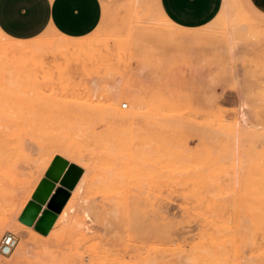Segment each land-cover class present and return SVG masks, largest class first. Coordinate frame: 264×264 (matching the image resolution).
<instances>
[{
    "label": "rangeland",
    "instance_id": "1",
    "mask_svg": "<svg viewBox=\"0 0 264 264\" xmlns=\"http://www.w3.org/2000/svg\"><path fill=\"white\" fill-rule=\"evenodd\" d=\"M102 3L81 50L58 51L69 40L53 32L26 41L0 29V242H18L0 260L264 264V23L235 0L196 29L173 23L160 0ZM115 86L130 89L117 110L144 105L129 121L113 120ZM71 140L91 161L63 221L43 234L27 222L48 170L38 164L62 144L55 156L71 162ZM120 143L142 156L139 202L124 192Z\"/></svg>",
    "mask_w": 264,
    "mask_h": 264
},
{
    "label": "crops",
    "instance_id": "2",
    "mask_svg": "<svg viewBox=\"0 0 264 264\" xmlns=\"http://www.w3.org/2000/svg\"><path fill=\"white\" fill-rule=\"evenodd\" d=\"M235 1L256 23H264V0ZM227 2L160 0V6L173 23L196 29L214 21ZM103 12L102 0H0V29L16 40L35 39L47 32L79 39L99 27Z\"/></svg>",
    "mask_w": 264,
    "mask_h": 264
},
{
    "label": "bare ground",
    "instance_id": "3",
    "mask_svg": "<svg viewBox=\"0 0 264 264\" xmlns=\"http://www.w3.org/2000/svg\"><path fill=\"white\" fill-rule=\"evenodd\" d=\"M171 36V35H170ZM63 38L65 40H69L67 43L63 44V45H58L56 47V49H58V51L60 50L63 51L62 48H67V49H70V48H77V47H80L78 49H82L85 47L84 45V42H81V41H76L78 39H73V38H68V37H64ZM81 39V38H79ZM22 46H24L23 44H21ZM31 46V44H29ZM35 45V44H34ZM34 45H32L34 47ZM14 46V45H13ZM17 46V45H16ZM14 46V48L16 47ZM32 46L29 47V49L31 48L32 49ZM20 47L19 51L18 52L19 54L21 53V55H23L24 53L27 54L26 52H31L26 46L25 48V52H24V47H21V46H18ZM18 47L14 50H17L18 51ZM33 50V49H32ZM19 54H18V57H19ZM15 56V55H14ZM16 59L14 60H17L18 58L15 57ZM26 58V57H24ZM22 58H19V63H21L20 61ZM13 60V61H14ZM25 60V59H24ZM26 61V60H25ZM14 63H17L16 61ZM19 63L18 66H19ZM23 63V62H22ZM22 63L20 65H22ZM117 87V86H115ZM114 87V97L112 98L114 100V103L110 104V107H112L115 111V113L113 114V120L114 122H118V121H121V122H126V121H129L130 119L134 118L135 116H137V113L142 106V103L139 99H136V100H133L132 102V110L131 111H119L117 110L116 108V104L118 102V100L121 98V97H124L127 95V93H129L130 89L129 88H123V87H117L115 88ZM113 88V87H112ZM112 90V89H111ZM110 90V92H111ZM113 91L111 92L113 94ZM124 102L121 103V105L123 106ZM136 111V112H135ZM75 127V126H74ZM81 129V128H80ZM6 130V129H5ZM81 131V130H80ZM82 132V131H81ZM124 133V132H123ZM127 135V134H126ZM96 136V135H95ZM94 136V137H95ZM77 137V136H76ZM81 137V141L83 139V142L85 141V138L80 135ZM85 137H86V134H85ZM92 137V136H91ZM133 136H129V138H125V142L127 140V143H128V139L130 141V139H132ZM142 137V135H141ZM96 139V138H95ZM94 139V140H95ZM77 140V139H75ZM100 140V138H99ZM142 140V138H141ZM160 140V139H159ZM80 141V142H81ZM123 141V142H124ZM65 142V141H64ZM67 142V141H66ZM124 142V144H125ZM63 143V142H62ZM124 144H119V147L116 146L115 144V148L118 147V151H119V157L122 159L123 161V166L125 167V170L120 174L123 178H125L124 180L126 181L125 185H126V189H124V192H126L127 194V197L128 196H132L136 202H139L140 199H142V156H140L138 153H135L132 148H129L127 145H124ZM57 145V144H56ZM63 145V144H62ZM61 145V147H62ZM118 145V144H117ZM56 147V146H55ZM61 147H60V150H61ZM112 148V147H111ZM111 148H110V151H111ZM134 148V147H133ZM58 149L56 150H53L50 153H47V155L40 160V163L38 164V171L40 173H45V171L48 169V167L51 165L53 159L56 157V152H57ZM58 150V151H60ZM63 153L66 154V156L70 157L72 160H71V163H77L79 166H81L83 169L85 168L84 170V173L80 179V181L78 182L76 188L72 191V195L70 197V199L68 200L66 206L64 207V209L62 210V212L59 214L56 222L54 223V225L56 223H59L61 221H63V218L65 217L67 211H68V208L70 207V205L72 204L73 202V199H74V193L75 192H78V189L82 186V184H84L83 182L85 181V174H86V167L88 166V162L91 161V159H88V158H82L80 157V150H81V147L79 145V143L77 141H74V140H71V141H68V143L65 145V148L62 149ZM113 150V149H112ZM117 150V149H116ZM115 154V153H114ZM60 155V154H59ZM63 155V154H62ZM47 157V158H46ZM96 160V159H95ZM90 163V162H89ZM118 165V164H117ZM121 165V164H120ZM153 167V166H152ZM94 172V170H93ZM91 173V172H90ZM110 173V172H109ZM108 173V174H109ZM103 176V175H102ZM110 176V175H109ZM118 176V175H117ZM120 178V177H119ZM112 179V178H111ZM117 179L115 178L114 181H116ZM36 183H35V187H37L41 181V177L37 178L36 180ZM98 182V181H97ZM118 182H122V181H118ZM124 184V183H123ZM121 185V184H120ZM124 185V186H125ZM84 186V185H83ZM100 187V186H99ZM111 187V186H110ZM82 188V187H81ZM107 189V188H106ZM122 190V189H121ZM30 191V190H29ZM114 191V190H113ZM33 194V191H31L29 193V196L27 197L25 203L28 201L29 197H31V195ZM25 203L23 205H25ZM11 206V204H10ZM91 207V206H90ZM93 211V210H92ZM114 217V216H113ZM113 220V219H112ZM3 222V221H2ZM53 225V226H54ZM1 228V227H0ZM1 232V231H0ZM4 232V230H3ZM52 232H53V229H52ZM55 233V232H54ZM2 234V233H1ZM18 244V242H17ZM17 244L16 246L14 247V249L12 250V252L9 254V256H14L15 255V251L18 249L17 248ZM17 248V249H16ZM18 251V250H17ZM18 254V253H16ZM12 256V257H13ZM11 257V258H12ZM0 264H8V261L5 259H2L0 260Z\"/></svg>",
    "mask_w": 264,
    "mask_h": 264
},
{
    "label": "water",
    "instance_id": "4",
    "mask_svg": "<svg viewBox=\"0 0 264 264\" xmlns=\"http://www.w3.org/2000/svg\"><path fill=\"white\" fill-rule=\"evenodd\" d=\"M83 173L81 166L57 155L33 194L32 201L35 204L27 222L35 224L41 233L48 234Z\"/></svg>",
    "mask_w": 264,
    "mask_h": 264
},
{
    "label": "built area",
    "instance_id": "5",
    "mask_svg": "<svg viewBox=\"0 0 264 264\" xmlns=\"http://www.w3.org/2000/svg\"><path fill=\"white\" fill-rule=\"evenodd\" d=\"M128 103L123 105V108H127ZM17 244V238L12 233H7L0 242V254L9 255Z\"/></svg>",
    "mask_w": 264,
    "mask_h": 264
}]
</instances>
